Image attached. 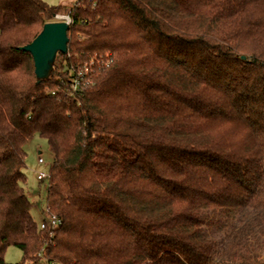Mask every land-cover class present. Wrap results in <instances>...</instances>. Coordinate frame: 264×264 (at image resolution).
Instances as JSON below:
<instances>
[{"label":"trees","instance_id":"16d2710c","mask_svg":"<svg viewBox=\"0 0 264 264\" xmlns=\"http://www.w3.org/2000/svg\"><path fill=\"white\" fill-rule=\"evenodd\" d=\"M62 9L0 0V264H264V0H77L38 83L22 47Z\"/></svg>","mask_w":264,"mask_h":264},{"label":"rangeland","instance_id":"374dc122","mask_svg":"<svg viewBox=\"0 0 264 264\" xmlns=\"http://www.w3.org/2000/svg\"><path fill=\"white\" fill-rule=\"evenodd\" d=\"M51 7H62V12L67 13L71 10L77 0H41ZM62 13V14H64ZM56 21V19H52ZM27 152L26 158V182L24 187L30 199L34 202L32 213L36 221L40 224L44 219L48 220L49 216L46 213L47 208V188L48 180L40 179L41 173L49 174L53 164V154L49 149L48 141L36 134L29 139L25 146ZM42 158L43 162L39 163L38 159ZM260 245V254L264 258V244ZM257 246V244H255ZM5 261L11 264H24V253L16 246H9L5 253Z\"/></svg>","mask_w":264,"mask_h":264},{"label":"water","instance_id":"95a60500","mask_svg":"<svg viewBox=\"0 0 264 264\" xmlns=\"http://www.w3.org/2000/svg\"><path fill=\"white\" fill-rule=\"evenodd\" d=\"M69 28L66 21L48 22L31 43L22 47L32 55L38 83L51 74L57 53L67 52Z\"/></svg>","mask_w":264,"mask_h":264},{"label":"built area","instance_id":"2783aa9c","mask_svg":"<svg viewBox=\"0 0 264 264\" xmlns=\"http://www.w3.org/2000/svg\"><path fill=\"white\" fill-rule=\"evenodd\" d=\"M54 19H56V21H66V22H68L69 26H71L73 23L72 9L69 10L66 14H55ZM82 78H83V72H79L78 76H76L74 78V82H73V88L74 89L77 90L79 88V86H81ZM38 161H39V163H42L43 159L39 158ZM48 177H49V174H45V173H41V175H39V178H41V179L48 178ZM61 224H62V220L57 215L50 214L47 222H42L40 226H41V228H46V226H51L52 228H56V227L60 226Z\"/></svg>","mask_w":264,"mask_h":264}]
</instances>
